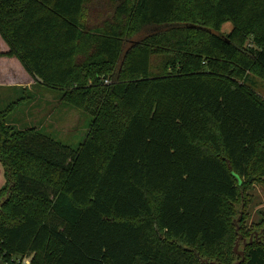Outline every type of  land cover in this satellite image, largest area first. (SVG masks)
Segmentation results:
<instances>
[{
	"label": "trees",
	"instance_id": "trees-1",
	"mask_svg": "<svg viewBox=\"0 0 264 264\" xmlns=\"http://www.w3.org/2000/svg\"><path fill=\"white\" fill-rule=\"evenodd\" d=\"M0 35V56L92 116L75 149L7 124L20 100L0 109L5 262L242 259L240 209L264 182V0H0ZM258 237L241 264H264Z\"/></svg>",
	"mask_w": 264,
	"mask_h": 264
},
{
	"label": "rangeland",
	"instance_id": "rangeland-1",
	"mask_svg": "<svg viewBox=\"0 0 264 264\" xmlns=\"http://www.w3.org/2000/svg\"><path fill=\"white\" fill-rule=\"evenodd\" d=\"M232 30V23L227 21L222 26V32L227 33ZM10 58L8 64H16V71L21 69L18 67V58L16 56H0ZM168 57L153 56L151 72L160 73L164 70V63ZM7 61V60H5ZM12 61V62H10ZM21 65V63H20ZM22 73V72H21ZM252 78L258 83L257 90L264 94V81L259 79L258 75L252 72ZM111 81L110 78H107ZM32 87L30 91H24L20 88L0 87V109H4L10 103L25 97H30L18 107L14 109L6 117V122L13 126L16 130H24L34 127L40 129L43 133L68 144L73 148H77L85 138L92 116L88 113L76 109L61 99L59 90L48 88L41 85L31 76ZM2 172V164L0 163V175L5 179ZM5 182V181H4ZM260 188V189H259ZM260 190L264 193V182L258 183L250 187L247 191V202L245 208L240 209V215H243L242 230L239 236L246 237L242 239L237 237L234 243V251L239 254L243 251L245 243L250 240H257L258 231L264 224V203ZM32 255H21L11 253L6 257L7 263L21 264L23 260L30 259Z\"/></svg>",
	"mask_w": 264,
	"mask_h": 264
},
{
	"label": "crops",
	"instance_id": "crops-1",
	"mask_svg": "<svg viewBox=\"0 0 264 264\" xmlns=\"http://www.w3.org/2000/svg\"><path fill=\"white\" fill-rule=\"evenodd\" d=\"M8 51H9V46L3 40V38L0 35V52L6 53ZM9 59L10 58H7V57H0V87L20 88L21 90L23 89L24 91H28L29 92L30 89H31V87H32V84H31L32 83L31 75L24 69V67L22 66V64L20 65V61L18 62L17 65L21 69V72L22 73L20 71H16L15 68H14V65H16V64L13 63V64H10L9 65L8 64ZM5 60H7V61H5ZM10 62H12V61H10ZM26 98L27 97L21 99L22 100L21 101V104L26 100ZM28 99H30V97H28L27 100ZM2 172L1 173L4 174V167H3V165H2ZM4 181H5V179L2 178V176L0 175V187L4 184ZM255 187H257V184L255 185ZM260 192H261L260 193L261 197H263V199H264V193H263V191L260 190ZM263 203H264V200H263Z\"/></svg>",
	"mask_w": 264,
	"mask_h": 264
},
{
	"label": "water",
	"instance_id": "water-1",
	"mask_svg": "<svg viewBox=\"0 0 264 264\" xmlns=\"http://www.w3.org/2000/svg\"><path fill=\"white\" fill-rule=\"evenodd\" d=\"M237 178H238V176H237ZM238 180H239V178H238ZM239 254L242 256V259L240 261L236 262L235 264H241V262L245 260L244 252L241 251V252H239ZM0 264H9V263L5 262V260L0 257Z\"/></svg>",
	"mask_w": 264,
	"mask_h": 264
},
{
	"label": "built area",
	"instance_id": "built-area-1",
	"mask_svg": "<svg viewBox=\"0 0 264 264\" xmlns=\"http://www.w3.org/2000/svg\"><path fill=\"white\" fill-rule=\"evenodd\" d=\"M104 83L105 84H109L110 83V80H108L107 78H104ZM30 261H31V257H30V259L23 260L21 262V264H30Z\"/></svg>",
	"mask_w": 264,
	"mask_h": 264
}]
</instances>
